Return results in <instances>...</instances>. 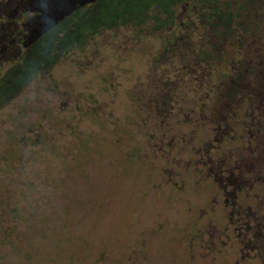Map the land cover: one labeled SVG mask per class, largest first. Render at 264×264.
<instances>
[{"label":"rangeland","instance_id":"1","mask_svg":"<svg viewBox=\"0 0 264 264\" xmlns=\"http://www.w3.org/2000/svg\"><path fill=\"white\" fill-rule=\"evenodd\" d=\"M174 1L0 0V264H260L264 0Z\"/></svg>","mask_w":264,"mask_h":264},{"label":"flooded vegetation","instance_id":"2","mask_svg":"<svg viewBox=\"0 0 264 264\" xmlns=\"http://www.w3.org/2000/svg\"><path fill=\"white\" fill-rule=\"evenodd\" d=\"M236 222L238 224V221H234V224ZM227 235L233 240L234 244H241L240 242H242V246H244V244H252L253 242H257V238H255L253 235L252 236L245 235L243 239H237V235H239V234H238V231H237L236 227L233 229V233L232 234L230 232H228ZM206 244H208V242ZM253 248H254V246H252L250 249L248 248V250H251L252 252L255 251V253L251 252L252 255L247 253L244 256L247 257V258H250V259L251 258H257L260 264H264V257H263V254L261 253V251L256 249V248H254V249ZM256 252H257V254H256Z\"/></svg>","mask_w":264,"mask_h":264},{"label":"trees","instance_id":"3","mask_svg":"<svg viewBox=\"0 0 264 264\" xmlns=\"http://www.w3.org/2000/svg\"><path fill=\"white\" fill-rule=\"evenodd\" d=\"M176 1H177V0H175L174 2H176ZM174 2H173V3H174ZM155 5H156V4H155ZM153 6H154V5H153ZM134 11H138V12H140V11H143V10L133 9V10H127V11H125V12L118 11L117 13H123V14H124V13H132V12L135 13ZM117 13H115V14H113V15H111V16H112V17H115ZM213 13H214V12H213ZM97 17H98V16H97ZM83 18H84V17H83ZM236 18H237V17H236ZM74 25H75V24H74Z\"/></svg>","mask_w":264,"mask_h":264}]
</instances>
